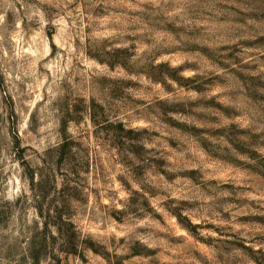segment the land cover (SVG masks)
I'll return each mask as SVG.
<instances>
[{
  "label": "clouds",
  "instance_id": "clouds-1",
  "mask_svg": "<svg viewBox=\"0 0 264 264\" xmlns=\"http://www.w3.org/2000/svg\"><path fill=\"white\" fill-rule=\"evenodd\" d=\"M0 264H264V0H0Z\"/></svg>",
  "mask_w": 264,
  "mask_h": 264
}]
</instances>
